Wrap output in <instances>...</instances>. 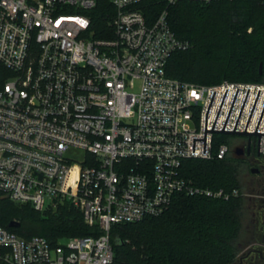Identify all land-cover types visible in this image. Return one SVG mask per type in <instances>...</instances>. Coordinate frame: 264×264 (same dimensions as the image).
I'll use <instances>...</instances> for the list:
<instances>
[{
	"label": "built area",
	"instance_id": "1",
	"mask_svg": "<svg viewBox=\"0 0 264 264\" xmlns=\"http://www.w3.org/2000/svg\"><path fill=\"white\" fill-rule=\"evenodd\" d=\"M101 0H0V201L36 211L68 203L100 235L24 238L0 226V264H114L115 225L163 215L180 193L202 192L182 176L188 160H219L237 148L258 154L259 135L233 151L212 130L255 132L264 84L204 86L167 74L189 44L168 24L149 23L146 0H109L116 13L107 38H95L89 13ZM169 6L180 1L163 0ZM257 133H264V114ZM260 158L264 161V136ZM241 195L234 190L232 196ZM18 222V221H17ZM20 223V222H19Z\"/></svg>",
	"mask_w": 264,
	"mask_h": 264
},
{
	"label": "trees",
	"instance_id": "2",
	"mask_svg": "<svg viewBox=\"0 0 264 264\" xmlns=\"http://www.w3.org/2000/svg\"><path fill=\"white\" fill-rule=\"evenodd\" d=\"M139 8L149 23L167 10L172 32L189 44L169 59V77L204 86L226 81L264 84V0L180 1L172 6L163 0H146ZM115 13L109 0H101L89 13L95 38H107ZM216 142L215 155L220 145ZM242 167L234 155L223 160L215 156L185 161L182 176L192 188L223 191L229 197L180 193L159 217L115 225L111 232L114 264H235L249 208L240 183ZM234 190L241 195L232 196ZM17 221L20 228H11ZM0 226L24 238L43 237L52 244L100 235L68 203L38 212L30 205L0 201Z\"/></svg>",
	"mask_w": 264,
	"mask_h": 264
},
{
	"label": "flooded vegetation",
	"instance_id": "3",
	"mask_svg": "<svg viewBox=\"0 0 264 264\" xmlns=\"http://www.w3.org/2000/svg\"><path fill=\"white\" fill-rule=\"evenodd\" d=\"M238 159L252 173L253 170H258L257 174L264 175V161L256 152L251 151L250 155H244ZM257 195L247 196L249 209L250 207L254 208V213L252 212L253 219L251 220L253 228L250 240L241 246L240 264H264V193L262 197Z\"/></svg>",
	"mask_w": 264,
	"mask_h": 264
},
{
	"label": "rangeland",
	"instance_id": "4",
	"mask_svg": "<svg viewBox=\"0 0 264 264\" xmlns=\"http://www.w3.org/2000/svg\"><path fill=\"white\" fill-rule=\"evenodd\" d=\"M219 144L227 145L231 151H233L236 147L242 146L247 142L246 137L240 136H232V135H222L218 140ZM232 157V156H231ZM236 157V156H235ZM240 183L242 185V189L245 197L251 194H258L257 196L262 197L264 193V175L263 174H253L247 166H243L240 174ZM252 212L254 213V208L250 207L247 209L244 217V230L242 233V237L240 239L239 245H244L251 238L252 224L251 220L253 219ZM258 219V218H257ZM242 254L240 253L235 264H240Z\"/></svg>",
	"mask_w": 264,
	"mask_h": 264
},
{
	"label": "water",
	"instance_id": "5",
	"mask_svg": "<svg viewBox=\"0 0 264 264\" xmlns=\"http://www.w3.org/2000/svg\"><path fill=\"white\" fill-rule=\"evenodd\" d=\"M262 73H263V65H261V67H260V74H262ZM227 92H228V90H226V93H225V95H224L223 101H222V103H221V106H220V109H219V112H218V114H217V117H216V120H215V122H214V125H213L212 130H207V124H208V113H209V111H210V108H211L212 102H213L214 97H215V94H216V92H214V95H213V97H212V100H211L210 106H209L208 111H207V114H206L205 139H194L193 153H195V143H196V141H204V153H206L207 132H209V133H222L223 135H232V136H240V137H250L251 135H259L258 155L260 156V143H261V136H264V133H257V130H258V128H259V125H260L261 119H262V117H263L264 110H263V112H262V115H261V118H260V120H259V123H258V126H257V128H256V131H255V132H247L246 130H247L248 124H249V122H250L251 116H252V114H253V111H254V108H255V105H256V103H257V100H258V97H259V95H260L261 90H259V93H258L257 99H256V101H255V104H254L253 110H252V112H251L250 118H249V120H248V123H247L246 129H245L244 132H236L235 130H236V127H237V125H238L239 119H240V117H241V114H242L243 108H244V106H245V103H246L247 97H248V95H249L250 89L248 90L247 96H246V98H245V101H244L243 107H242V109H241V112H240V115H239V117H238V120H237L236 126H235V128H234V131H225V127H226V124H227V122H228V119H229L230 113H231V111H232L233 105H234V103H235L236 97H237V95H238L239 89L237 90L236 96H235V98H234L233 104H232V106H231V109H230V112H229V114H228V117H227V120H226V122H225V125H224L223 130H222V131H215V130H214L215 124H216V122H217V119H218L219 113H220V111H221L222 105H223V103H224V100H225V97H226ZM250 153H251L250 138H249V145H248V148H247L246 151H245L243 148H237V149L235 150V152H234V154H235V156H236L237 158L243 157L244 155H250ZM258 172H259L258 170H253V174H257ZM20 226H21V224H20L19 222H13V223L10 224V227L13 228V229H18V228H20Z\"/></svg>",
	"mask_w": 264,
	"mask_h": 264
}]
</instances>
